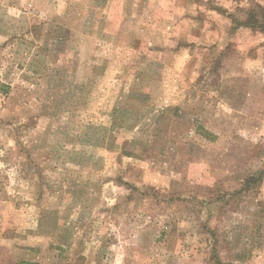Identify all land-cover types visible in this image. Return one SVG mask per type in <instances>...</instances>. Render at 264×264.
Segmentation results:
<instances>
[{
  "label": "rangeland",
  "instance_id": "rangeland-1",
  "mask_svg": "<svg viewBox=\"0 0 264 264\" xmlns=\"http://www.w3.org/2000/svg\"><path fill=\"white\" fill-rule=\"evenodd\" d=\"M254 5L0 0V264H264Z\"/></svg>",
  "mask_w": 264,
  "mask_h": 264
},
{
  "label": "trees",
  "instance_id": "trees-1",
  "mask_svg": "<svg viewBox=\"0 0 264 264\" xmlns=\"http://www.w3.org/2000/svg\"><path fill=\"white\" fill-rule=\"evenodd\" d=\"M260 11V12H259ZM261 13L263 16L262 17H257V14ZM241 24L244 25V27L250 26V27H258L260 29L264 30V7L263 6H258L254 5L252 7H249L245 11V18L241 21ZM262 174H259L257 177L250 176L248 177L242 184V186L238 189L237 193H240L242 191H248L250 189L255 190L256 187L259 185V181ZM256 185V186H255ZM212 248L210 251V256H209V264H223L222 261L220 260L215 244L217 243L215 233H212ZM18 264H36L33 262H27V261H21Z\"/></svg>",
  "mask_w": 264,
  "mask_h": 264
}]
</instances>
